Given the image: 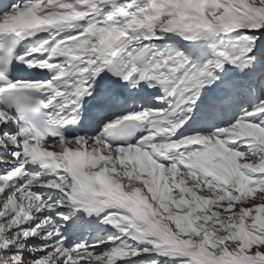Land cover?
Returning <instances> with one entry per match:
<instances>
[{
    "label": "snow or ice",
    "instance_id": "1",
    "mask_svg": "<svg viewBox=\"0 0 264 264\" xmlns=\"http://www.w3.org/2000/svg\"><path fill=\"white\" fill-rule=\"evenodd\" d=\"M0 264H264V0H0Z\"/></svg>",
    "mask_w": 264,
    "mask_h": 264
}]
</instances>
